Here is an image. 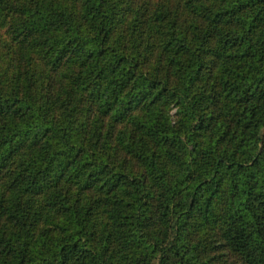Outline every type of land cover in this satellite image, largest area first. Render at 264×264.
<instances>
[{"label": "trees", "instance_id": "trees-1", "mask_svg": "<svg viewBox=\"0 0 264 264\" xmlns=\"http://www.w3.org/2000/svg\"><path fill=\"white\" fill-rule=\"evenodd\" d=\"M0 23V264H212L218 229L264 264V0H0Z\"/></svg>", "mask_w": 264, "mask_h": 264}, {"label": "rangeland", "instance_id": "rangeland-1", "mask_svg": "<svg viewBox=\"0 0 264 264\" xmlns=\"http://www.w3.org/2000/svg\"><path fill=\"white\" fill-rule=\"evenodd\" d=\"M1 25L2 24L0 23V47L4 49V44L6 43V41L12 40L13 36L10 34L9 29L6 26ZM54 77L52 79H48V82L51 83L52 86H49L48 84L47 86L51 90H56V88H58V85L60 83H63L64 79H66L65 76L57 79H54ZM121 158L124 159L127 163H133L132 157L130 156L123 155L121 156ZM220 237L221 233L218 229L216 236L210 237L205 241V257L208 258L212 264H246L245 260L241 256L232 252L227 244L219 239Z\"/></svg>", "mask_w": 264, "mask_h": 264}]
</instances>
